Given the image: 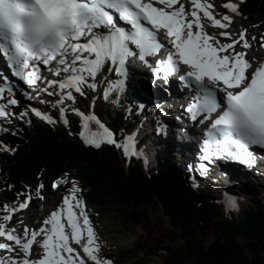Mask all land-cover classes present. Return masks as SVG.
I'll return each instance as SVG.
<instances>
[{
  "label": "snow or ice",
  "instance_id": "obj_1",
  "mask_svg": "<svg viewBox=\"0 0 264 264\" xmlns=\"http://www.w3.org/2000/svg\"><path fill=\"white\" fill-rule=\"evenodd\" d=\"M187 2L188 8L181 0H0V56L24 84L34 86L37 96L42 92L57 95L58 87L61 99L57 103L61 104L64 97L74 99L71 90L83 96L86 85L95 91L97 77L104 74L105 67L123 75L127 59L138 57L153 77L166 83L170 76L178 75L191 90L186 111L191 120L204 126L202 161L211 162L215 157L251 166L250 147L264 148V62L253 63L238 48L251 47L246 29L231 31L233 16L241 15L239 8L245 0L224 3L227 12L222 15L214 14L211 0ZM209 22L218 31L205 32L204 25ZM164 41L170 46L166 58L149 64L146 58L159 56ZM261 41L264 47V34ZM40 65L48 67L54 78L42 77ZM107 83L105 99L120 86L119 81L115 85ZM4 91L0 88V94ZM7 91L12 93L10 87ZM17 103L15 98L7 99L9 106ZM32 111L40 119L55 123L51 116L35 108ZM60 111L63 114V107ZM79 115L85 121L83 129H88V121H95L103 129V134L89 131L86 135L81 131L85 144L100 148L108 143L122 148L125 157L137 154L128 141L117 143L95 116ZM7 116V109L0 105V117ZM197 167L203 170L205 165ZM80 191L73 182L69 194L49 218L35 229L25 227L22 232L6 225L11 213L25 209L31 197L20 202L18 208L5 205L0 237L6 242H0V250L14 255L0 264H112L99 255L100 246L84 201L78 196ZM227 203L231 209L237 207L234 200ZM62 220L67 221V231Z\"/></svg>",
  "mask_w": 264,
  "mask_h": 264
},
{
  "label": "trees",
  "instance_id": "obj_2",
  "mask_svg": "<svg viewBox=\"0 0 264 264\" xmlns=\"http://www.w3.org/2000/svg\"><path fill=\"white\" fill-rule=\"evenodd\" d=\"M239 11L241 18L258 23L264 20V0H245ZM252 29L249 26V31ZM100 101L106 120L95 115L121 144L126 131L146 110L120 87L109 92L108 99L101 93ZM37 110L51 116L55 123L40 119L30 108H14L9 118L0 120V218L5 205L18 208L29 196V203L41 201L50 190L66 196L75 182L91 226L98 215L95 208H102L142 230L138 242L125 254L104 256L112 264H123L127 259L142 264L141 254L159 256L162 264H264V222L261 226L251 222L254 209L261 208L264 213V199L254 191L248 190L251 201L238 213L229 212L226 201L193 190L186 182L178 195L172 190V182L179 180L167 163H147L142 156L125 159L115 145L108 143L100 148L87 145L80 136L85 131L84 121L76 112L61 114L57 104L49 103ZM53 183L58 186L53 188ZM152 214L166 219L176 232L174 238L159 237L149 223ZM227 215L233 217L231 222Z\"/></svg>",
  "mask_w": 264,
  "mask_h": 264
},
{
  "label": "rangeland",
  "instance_id": "obj_3",
  "mask_svg": "<svg viewBox=\"0 0 264 264\" xmlns=\"http://www.w3.org/2000/svg\"><path fill=\"white\" fill-rule=\"evenodd\" d=\"M181 2L185 4L186 8L190 7V3H188L187 0H181ZM211 2L215 5L214 14L222 15V14H225L227 12V10H225L222 7L223 4L221 3L220 0H211ZM241 5H240V7H241ZM249 26L253 27L252 31L248 30ZM245 29L247 30L246 31V38H248L247 37L248 34H250V36H251L248 40L251 47L249 49H243L242 45H240V46H238V48L242 51H245L247 54L249 53V57L253 61V63L254 62L257 63L258 61H263L264 60V47H261V43H262L261 37H262L263 33L260 31H261V29H264V20L259 21L258 23L251 24L249 21L241 18L240 15H234L233 16V24L231 26V31L233 33H236L237 31H244ZM204 31L209 33V34H212L216 31H218V29L212 27L210 25V22H209V23L204 25ZM252 37H256V39L253 40ZM220 39L224 42H229L228 40H226L223 37H220ZM120 76L121 75H117L115 72L108 71L106 68V69H104V74L97 77V80H96L97 89L95 91H92L91 89H89L85 85L86 86V91H84L85 95H83V96L80 95L78 97V99H75V100L74 99L73 100L67 99V101H63L62 104L57 103V101H59L61 99V97L59 95L60 90L57 87L56 88L58 90L57 95H53V96H48V95L46 96V95L42 94L40 97L38 96L36 98L27 99L26 97L18 94L19 95L17 98L18 103L16 105H11V106L7 105V99L12 98L13 95L17 96V94H16L17 89H15V88L13 89V87H12L13 85L5 87L6 85H9V82H7V79L3 78L0 82L1 83L0 88L3 87V89H5V91L2 94H0V105L4 106L6 109L9 107L17 106V108H19L18 110L22 111L25 108L40 109L45 104V103H41V100H46L47 103H49V104H57L60 107V109H61V107H63L64 111L76 112L81 120H83V118L79 115V113H83L85 116H95V114L98 113V114H100L102 119L106 120V112L101 111V107L103 105L100 101V94L101 93L103 94L104 89L107 88L106 85H107L108 81H112L113 84L115 85V83L117 81H119ZM2 84H3V86H2ZM9 87L12 89V93H8L7 89ZM138 94H139V92H138ZM164 94H166V93L164 92ZM133 97L135 98L136 101H139L140 104L145 105L142 103V101L139 100V98L137 96L133 95ZM155 109L153 111V114L148 116V118L145 120L146 122H144L142 124V126L148 124L147 123L148 121H151V119H152L151 116H153L155 114ZM157 116H158V114H157ZM158 117H159L158 123L161 120L163 121V119H162L163 115H162V117L161 116H158ZM91 124L92 125L94 124L95 126H97L98 129H97V131L90 130V132H98V133L103 134V129H101L99 127V125H97L95 123V121H88V126H92ZM150 127H151L150 130H153V126L150 125ZM162 128H163V126H162ZM88 132H89V130L87 129L86 135L88 134ZM131 134H132V136H134V138L131 137V139L132 140L134 139L133 143L136 144V142L139 141V136H138L137 130H136V132H133ZM166 134H168V133L166 132ZM169 139H170V137H169ZM169 139H168V141H169ZM153 143H157L155 132H152L149 135V138L147 137L146 139H144L145 149L150 151V155H149L150 160H148V161H153L154 159H156L157 157L154 156V153H156L158 151L161 154H163L164 157L166 156V158H168L172 161L174 160L176 155H174L173 153H168L166 146H164L163 144L158 145L155 147V149H158V150H155L152 147ZM134 144H132V145H134ZM118 149H119L121 156L123 158L127 159L123 154L122 148H118ZM162 150H164L166 153L163 152ZM151 165H152V163H151ZM226 166H227V170H233L232 174L234 177L235 176H241V178H243V180L245 182L244 185H247L248 183H250V184H248V190L249 191H251V190L254 191L260 200L264 199V172L257 170V168H255V166H253V168H251L249 166L243 167V168H238L236 166H229L228 164H226V162L221 163V167L223 168L221 170L226 171V169H225ZM248 176L250 178L249 181H248ZM234 177H228V175H226V176L220 175L219 176V175L215 174L214 176L208 177V179L210 181H212L213 183L217 182V186L220 187L221 189H223V187L227 188L226 183L229 180H233ZM198 179H202V177H199ZM178 180L179 181L174 183V186L172 187V189L175 190L174 192L176 194L179 195L181 193L180 189L183 188V185L185 186V182L188 184L189 188H191L193 190L195 189L192 185H190L187 181H185L184 178H182L180 176V174L178 175ZM177 188H179V189L177 190ZM187 200H189V199H187ZM61 204H62V195L59 192L50 190L43 196L41 201H39V202L33 201L30 204H28V206L25 209H21V210L19 209L17 211V214L12 216V219L7 223L6 226L9 228L15 227L17 229H20L21 232L23 231V229L25 227H27L29 229H34L38 225H41L43 220L49 218L51 212L55 211ZM85 205L86 204L84 203V210L88 215L89 213L87 212V207H85ZM259 209H261V208L254 209V214L252 217L258 216ZM95 210L98 212V215H97L95 221L93 222L92 228L94 230V233H95V236H96V239H97L99 246L101 248H103V253L99 254L102 258H104V256H107L108 254H114V253L119 254V255H123V254H125L126 250L131 249L132 246H134L138 242V239L140 238L139 234L141 233L140 232L141 228L125 224L121 220L119 215H117L115 213H112V212L110 213L107 210H104L102 208H95ZM44 211L46 212L45 215H44ZM76 211H78V209ZM3 214H5V211L3 212ZM151 216L152 217H151L149 223L154 226V229L158 232L160 238H163V239H165V237L174 238L176 232L171 230L166 219L160 218V217L155 216L153 214ZM226 218L230 222L233 219V217L229 216V215H227ZM237 220H241V217L238 216ZM21 221H23V224H21ZM65 225L67 226V221L65 222ZM213 238H214V236H211L210 240H212ZM0 242H6L5 238L0 237ZM159 250L160 249L158 248V251ZM9 254L10 253L5 252L4 250H0V258L2 260H6L8 258ZM140 256L143 259L142 264H162V262H163L162 258H160L159 256L143 257L142 254ZM133 263H134V261L131 259H127L123 262V264H133Z\"/></svg>",
  "mask_w": 264,
  "mask_h": 264
},
{
  "label": "bare ground",
  "instance_id": "obj_4",
  "mask_svg": "<svg viewBox=\"0 0 264 264\" xmlns=\"http://www.w3.org/2000/svg\"><path fill=\"white\" fill-rule=\"evenodd\" d=\"M199 15L202 16V13H199ZM126 27H128V26H126ZM247 55L249 57V53ZM2 59L4 60L3 57H2ZM0 63H1V65H3L2 62H0ZM129 63H130V61L127 59V61L125 63V64H128V65H126L127 69H124V71H123V75H125V73H126V75L125 76L121 75L120 79H119L120 85L125 86L126 88H131V86L126 83V81L133 82L134 80H136V76L127 78L128 77L127 75H129L128 73L130 72ZM1 65H0V67H1ZM125 70L127 72H125ZM124 77H126L127 79ZM3 78L7 79V82H9V85H6L5 87L13 85L12 86L13 89L14 88L17 89V92H16L17 96L19 93L21 94V92H24V90H25L24 86L25 85H24L23 81L20 80V78H17L12 72L11 73L7 72V73H4L3 75H0V82ZM122 80H123V83H122ZM140 83H141V86L145 89L146 95L143 94L142 91H139L138 96L145 101L148 100V98H150V101H154V103L156 105V109H155V115H156L155 117L156 118L159 119L158 116L162 117V115H163V118H162L163 119V129L165 130V132L168 133L167 136L170 137L169 141L167 143H165V145H164L167 147V150H168L167 152L174 154V152L176 153V152L180 151L182 153V149H183V151L185 153V142H188L189 140L192 141V137L196 134V132L194 133L193 126L190 124V122L186 118L187 116L185 113H186L187 106L186 105L183 106L184 102L173 91H170L168 89L164 90L157 85L149 86L148 83H145L143 81H141ZM52 90L53 89H51L50 91H52ZM55 90H56V92L58 91L57 89H55ZM164 92L167 95L164 94ZM13 97L15 98L16 96L13 95ZM145 97L147 99H145ZM180 100L183 103L180 102ZM157 114H158V116H157ZM191 147H193V146H191ZM200 148H201V146H199L198 143H195L194 151L196 153H198ZM197 149H198V151H197ZM192 152L193 151L191 149L186 150V154L188 156L192 155ZM212 162H214V159H211L210 163H212ZM230 162H233V161L231 160ZM235 162H237V161H235ZM193 164L196 165L195 162H193ZM226 164H228V162H226ZM254 165L255 164H252V167ZM259 165L262 167V169L264 171V157L262 160L259 161ZM221 169H222V167L219 165V167L216 169V171L212 172V173H216L219 176L220 175L226 176V175L231 173L230 170L224 171ZM204 177L208 178V176H204ZM197 183H199V182H197ZM239 184L241 185V182H239ZM243 189L245 191V186H243ZM62 223L65 225V220H62ZM65 228L67 231L68 229H67L66 225H65ZM0 261H3V260L0 258Z\"/></svg>",
  "mask_w": 264,
  "mask_h": 264
},
{
  "label": "water",
  "instance_id": "obj_5",
  "mask_svg": "<svg viewBox=\"0 0 264 264\" xmlns=\"http://www.w3.org/2000/svg\"><path fill=\"white\" fill-rule=\"evenodd\" d=\"M135 218V217H134ZM137 222V221H136ZM252 224L255 226H261L264 222V213L261 209H259V214L256 217H252L251 219Z\"/></svg>",
  "mask_w": 264,
  "mask_h": 264
}]
</instances>
